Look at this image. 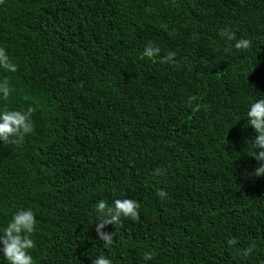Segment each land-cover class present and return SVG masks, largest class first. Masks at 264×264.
<instances>
[{"label":"trees","instance_id":"obj_1","mask_svg":"<svg viewBox=\"0 0 264 264\" xmlns=\"http://www.w3.org/2000/svg\"><path fill=\"white\" fill-rule=\"evenodd\" d=\"M0 47L17 65L0 108L34 109L33 133L0 144V227L34 211V264H264L245 120L264 98V0H0ZM124 198L139 218L105 247L94 205Z\"/></svg>","mask_w":264,"mask_h":264},{"label":"clouds","instance_id":"obj_2","mask_svg":"<svg viewBox=\"0 0 264 264\" xmlns=\"http://www.w3.org/2000/svg\"><path fill=\"white\" fill-rule=\"evenodd\" d=\"M222 38L228 41L235 40L233 47L240 50H247L252 46L249 39H237L231 29H223L220 32ZM160 48L147 43L144 46L143 55L149 59L159 56ZM174 53H168L171 59ZM0 70L14 73L17 65L12 62L5 48L0 47ZM11 88L7 80H0V102H6L11 95ZM196 97H190L189 103ZM34 109L29 107L26 110H14L4 104L0 108V144H21L27 135L34 131L33 123ZM247 126H250L255 136L251 139L252 155L257 161L264 162V98L250 101L246 110ZM259 150V151H256ZM163 169H156V175H161ZM256 176L264 175V163L256 169ZM160 198L166 196L164 190H158ZM95 229L98 240L103 242L105 247H110L114 241V233L105 232L108 225L119 227L123 220L136 221L139 218V204L133 199H114L109 203L106 199L98 200L94 205ZM37 220L31 208L19 207L12 213L6 225L0 227V255L7 261V264H34V258L30 250L35 248L33 233L36 231ZM254 251L250 246L244 253L249 255ZM153 253L145 252V261L152 259ZM92 264H113V260L105 255H98Z\"/></svg>","mask_w":264,"mask_h":264}]
</instances>
